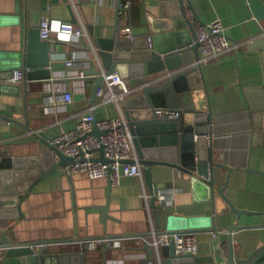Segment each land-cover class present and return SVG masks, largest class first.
<instances>
[{"label":"crops","instance_id":"obj_1","mask_svg":"<svg viewBox=\"0 0 264 264\" xmlns=\"http://www.w3.org/2000/svg\"><path fill=\"white\" fill-rule=\"evenodd\" d=\"M159 2L133 0L131 15L134 39L140 41L151 33L146 26L144 6L146 4L148 12L157 14ZM197 2L205 24L222 19L228 26L230 41L237 45L204 66L213 107L212 133L219 143L215 154L219 160L225 155L237 163L229 176L226 194L237 206L260 213L244 214L239 219L236 213L227 212L228 206L218 193L214 199L211 198L210 192L202 185H193L188 173L171 165L153 168L154 189L157 194H169L172 201L166 204V208L177 216L203 218L199 223H205V218L215 216V224L219 227L217 239H213L211 230L191 231L198 238V255L211 252L227 232L224 226L238 223L244 227L234 232L236 243L243 244L244 250L251 252L264 243V138L254 143L251 132L253 117L247 89L264 86V16L252 13V16L246 17L240 0ZM69 4L73 6L74 16L71 15ZM118 4L119 0L43 1L41 16L83 24L87 36L72 43L53 38L52 44L56 43L52 61L55 65L54 76L48 80H29L31 90L27 94L23 89L19 91L16 85L0 80L1 112L17 121L0 124V154L12 148L20 153L27 149V141L33 138L22 124L27 118L35 131L45 132L51 139L63 129L74 127L75 114L89 110L99 102V99L90 102L95 77L78 75L82 69L87 72L91 68L101 67L94 43L96 36L115 37L117 22L120 33L126 36L122 15L117 12ZM14 10L15 0H0V16H10ZM119 15L121 18L118 21ZM200 25L197 23L196 29ZM25 33L23 17L19 24L0 23V54L8 55L19 50L25 41ZM253 41L255 44L251 45ZM72 57L76 58V62L73 66H67L66 59ZM2 72L0 70V75ZM127 81L129 84V78ZM65 90L72 92V102H66L59 96ZM122 112L121 105L111 101L98 113L99 117L109 118ZM240 167H249L250 170ZM143 169L144 166L142 172ZM215 171L217 188L226 182L228 171L220 167H216ZM144 181L146 190H149L145 173ZM143 192L141 182L131 176L123 178L120 185H114L109 177L92 179L83 173L68 175L60 167L58 172L36 184L24 198L21 203L23 217L0 221V233H6L22 243L48 242L49 251L60 252L81 249L80 241L84 239L147 234L152 228L151 217L158 230L168 229L166 213L159 210L157 225L154 208H148ZM103 205L107 206L110 214L106 224L100 208ZM123 244L120 247L108 246L106 257L103 254L104 245L86 250L87 264H149V259L154 261L153 264H162V254L158 256L148 244L134 238L125 239ZM224 247H228V241Z\"/></svg>","mask_w":264,"mask_h":264},{"label":"water","instance_id":"obj_2","mask_svg":"<svg viewBox=\"0 0 264 264\" xmlns=\"http://www.w3.org/2000/svg\"><path fill=\"white\" fill-rule=\"evenodd\" d=\"M43 1L15 0L14 12L10 16H0L1 24H19L24 18L25 41L19 50L8 55L0 54V70L3 71L2 76H8L9 69L23 67L26 80L13 85L19 91L23 89L26 94L31 90L29 80H48L53 78L55 72L52 61L56 43L52 44L51 40L42 39L40 35ZM121 3L122 0H119L118 14L123 9ZM240 3L246 17L252 16V13L264 16L263 0H240ZM69 9L74 16L72 4H69ZM144 11L146 26L151 33L140 41L130 39L120 33L117 22L115 37H95L96 55L101 67L91 68L86 73L96 79L90 102L99 98L98 90L104 81V74L108 75L117 69L123 77L129 78L132 92L122 96L119 103L129 123L139 163L144 166L143 173L152 194L150 206L154 208L157 225L161 209L168 216L167 225L170 230L217 231L219 228L215 224V216L205 218V223H199L203 218L180 217L169 212L165 203H157L152 170L155 166L165 164L188 173L193 185H202L210 192L211 198L214 199L218 193L228 206L227 212L236 213L239 219L244 214H259L255 210L237 206L226 194L229 176L237 163L225 155L219 160L214 151L219 143L212 133V101L204 66L196 62L200 59V41L195 26L197 23L205 24L200 16L201 7L197 0H160L157 14L148 12L146 4ZM120 18L119 15L118 21ZM149 36H152V47ZM253 44L255 41L251 42ZM247 100L252 110L251 132L255 143L264 138V86L247 89ZM104 107L102 105L92 111L95 121L93 132L97 135L105 132L96 124L99 109ZM162 108L181 112L177 117L161 116L158 109ZM22 124L33 136L26 143L27 149L20 153L12 148L0 154V221L23 217L21 203L33 187L43 178L58 172L60 167L64 168L75 161L74 157L63 152L59 143H53L45 132L35 131L28 118ZM98 150L100 155L95 158L109 161L104 146ZM216 167L228 171L226 182L217 188ZM240 168L250 170L249 167ZM100 208L106 224L110 214L107 206ZM242 227L244 225L240 223L224 226L227 232L207 254H177L176 243L172 241L161 249V263L264 264V243L251 252H246L243 244L236 243L234 232ZM0 235V264H87L86 250L82 248L51 252L48 242L22 243L6 233ZM226 241L228 247H224ZM104 244L103 254L106 257L108 244Z\"/></svg>","mask_w":264,"mask_h":264},{"label":"built area","instance_id":"obj_3","mask_svg":"<svg viewBox=\"0 0 264 264\" xmlns=\"http://www.w3.org/2000/svg\"><path fill=\"white\" fill-rule=\"evenodd\" d=\"M133 0H122V20L124 21L123 32L126 37L134 39L135 34L132 28V8ZM40 35L42 39L62 41L66 43L78 42L81 37L87 36V32L83 24L77 25L74 22L62 21L58 18H52L48 15L41 16ZM228 26L220 18L210 23L200 25L196 31L200 41L201 49L200 62L202 66L210 64L214 59H218L232 48H236V44L230 41L228 35ZM150 46L152 47V36H149ZM76 58L66 59L67 66H73ZM78 76L87 77L85 69H82ZM0 80L6 83L21 84L26 80V70L23 67L13 68L8 76H1ZM132 87L128 84L127 77H123L119 70H114L110 74H104V81L98 90L99 102L80 114H75L76 124L71 129H63L57 136L51 138L53 143H59L63 152L75 158V161L64 167L65 173L68 175L83 173L90 178L109 177L114 185H120L123 178L134 177L141 182L144 187L143 197L146 200L148 208L151 210L150 199L152 194L146 190L144 181V173L142 165L139 163V155L135 148L133 136L128 121L124 113L109 118L98 117L96 124L99 129L105 130L101 135L93 132L95 126L92 111L99 106L108 105L114 101L119 104V99L127 94H131ZM59 96L66 102L73 101V94L69 90H65ZM179 110L169 108L158 109V113L168 115L169 117H177L180 115ZM12 120L3 115L0 106V124L10 123ZM208 138L210 137L206 134ZM104 146L105 156L109 161H103L95 158L100 155L98 148ZM128 159L133 161H128ZM169 194L166 192L156 193L157 203H170ZM151 230L147 234L141 235H122L95 239L81 240L83 250H93L101 245L123 246L125 239L134 238L138 242L149 244L150 248L159 256L161 249L172 241L176 243V253H199V242L196 233L191 231H178L165 229L158 230L153 225L151 217ZM217 231H213V239L218 237ZM149 264L154 261L149 259Z\"/></svg>","mask_w":264,"mask_h":264}]
</instances>
